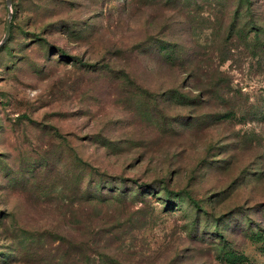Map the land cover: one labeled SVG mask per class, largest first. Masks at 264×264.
Instances as JSON below:
<instances>
[{
  "label": "rangeland",
  "instance_id": "1",
  "mask_svg": "<svg viewBox=\"0 0 264 264\" xmlns=\"http://www.w3.org/2000/svg\"><path fill=\"white\" fill-rule=\"evenodd\" d=\"M0 264H264V0H0Z\"/></svg>",
  "mask_w": 264,
  "mask_h": 264
},
{
  "label": "water",
  "instance_id": "2",
  "mask_svg": "<svg viewBox=\"0 0 264 264\" xmlns=\"http://www.w3.org/2000/svg\"><path fill=\"white\" fill-rule=\"evenodd\" d=\"M7 2H9V0H7ZM9 31H10V17L7 18L6 20L5 33H4L2 40L0 41V46L3 45L4 42L6 41Z\"/></svg>",
  "mask_w": 264,
  "mask_h": 264
}]
</instances>
